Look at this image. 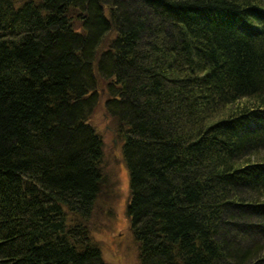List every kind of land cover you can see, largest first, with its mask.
Here are the masks:
<instances>
[{
	"label": "trees",
	"instance_id": "obj_1",
	"mask_svg": "<svg viewBox=\"0 0 264 264\" xmlns=\"http://www.w3.org/2000/svg\"><path fill=\"white\" fill-rule=\"evenodd\" d=\"M102 88L139 263L264 264V0H0V264H105Z\"/></svg>",
	"mask_w": 264,
	"mask_h": 264
},
{
	"label": "rangeland",
	"instance_id": "obj_2",
	"mask_svg": "<svg viewBox=\"0 0 264 264\" xmlns=\"http://www.w3.org/2000/svg\"><path fill=\"white\" fill-rule=\"evenodd\" d=\"M100 94L102 100L87 123L103 142L105 184L90 219V235L97 242L105 264H140L138 247L127 216L129 174L123 158L122 142L118 140L112 121L105 112L107 95L103 88Z\"/></svg>",
	"mask_w": 264,
	"mask_h": 264
}]
</instances>
